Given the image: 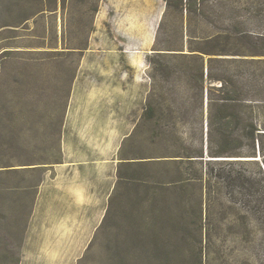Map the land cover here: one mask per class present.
<instances>
[{
  "label": "rangeland",
  "instance_id": "1",
  "mask_svg": "<svg viewBox=\"0 0 264 264\" xmlns=\"http://www.w3.org/2000/svg\"><path fill=\"white\" fill-rule=\"evenodd\" d=\"M123 20L137 27L128 30ZM233 27L264 32V0H0V264L21 262L44 173L61 160L69 91L89 40L125 31L146 43L153 36L142 75L148 84L156 78L157 118L139 124L122 142L120 156L131 160L197 143L200 103L191 76L198 61L156 53L205 47L199 39ZM263 164L261 157L245 166L256 190L247 191L242 204L233 207L228 193L210 191L206 215L198 183L149 184L178 178L173 161L122 166L124 177L147 184L116 183L75 264H264ZM188 173L195 177L194 169Z\"/></svg>",
  "mask_w": 264,
  "mask_h": 264
},
{
  "label": "crops",
  "instance_id": "2",
  "mask_svg": "<svg viewBox=\"0 0 264 264\" xmlns=\"http://www.w3.org/2000/svg\"><path fill=\"white\" fill-rule=\"evenodd\" d=\"M123 22L128 30L137 27ZM100 28L99 23L95 30ZM141 29L147 31V23ZM152 51V35L149 43L126 31L118 38L89 40L69 91L61 160L44 173L20 264H75L85 251L119 183L122 142L133 134L144 109L151 83L142 70Z\"/></svg>",
  "mask_w": 264,
  "mask_h": 264
},
{
  "label": "trees",
  "instance_id": "3",
  "mask_svg": "<svg viewBox=\"0 0 264 264\" xmlns=\"http://www.w3.org/2000/svg\"><path fill=\"white\" fill-rule=\"evenodd\" d=\"M198 42L205 47H188L187 53L183 50L156 53L198 61V71L191 76L200 103L196 146L180 143L181 152L126 159L121 166L146 167L173 161L180 171L178 178L153 179L149 184L156 189L164 185L187 188L191 183H198L203 191L206 215L210 202L208 192L223 196L228 193V203L235 207L244 202L247 191L255 188L256 182H251L245 166L264 158V32L253 33L233 27ZM158 62L155 61L163 69L164 65ZM155 79L152 75L146 104L136 127L157 118L153 104ZM183 164L186 166L184 172L180 168ZM190 169H194L195 177H189ZM119 179V184L147 182L139 177H124L121 173Z\"/></svg>",
  "mask_w": 264,
  "mask_h": 264
}]
</instances>
